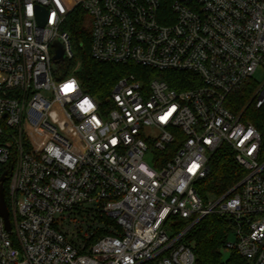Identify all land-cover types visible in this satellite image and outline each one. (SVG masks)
I'll list each match as a JSON object with an SVG mask.
<instances>
[{
    "label": "built area",
    "instance_id": "2783aa9c",
    "mask_svg": "<svg viewBox=\"0 0 264 264\" xmlns=\"http://www.w3.org/2000/svg\"><path fill=\"white\" fill-rule=\"evenodd\" d=\"M79 13L92 60L190 73V87L129 74L103 100L90 96L79 61L60 72L74 61L66 25ZM56 40L64 60L54 70ZM258 71L264 0H0V176L8 172L11 225L0 216V264H196L186 235L214 214L235 236L224 252L264 264ZM222 147L244 176L203 199L198 185Z\"/></svg>",
    "mask_w": 264,
    "mask_h": 264
},
{
    "label": "trees",
    "instance_id": "16d2710c",
    "mask_svg": "<svg viewBox=\"0 0 264 264\" xmlns=\"http://www.w3.org/2000/svg\"><path fill=\"white\" fill-rule=\"evenodd\" d=\"M66 30L69 33L71 49H75L74 60L80 62V68L75 76L82 89L98 100L108 97L116 82L124 76L134 74L142 77L158 73L132 64H101L92 60L88 17L85 14L79 13L73 16L66 25ZM73 65L74 61L67 64L66 68L69 70ZM158 75L168 82L170 88L179 91L188 89L190 87L188 82L194 80L190 73L163 72ZM237 99L241 105L245 104L250 99L247 89L243 90ZM249 113L250 122L261 128L262 122L256 112L251 110ZM11 165L12 162L3 171L9 169ZM243 176L244 171L234 162L232 152L222 147L211 158L209 174L199 183L198 192L203 199L220 197L234 187ZM3 187L7 202L8 182H5ZM184 226L185 223L179 222L180 228ZM229 233L230 226L225 218L214 214L201 219L185 238L196 256V264H243L235 252L228 253V259L224 260V246Z\"/></svg>",
    "mask_w": 264,
    "mask_h": 264
},
{
    "label": "water",
    "instance_id": "95a60500",
    "mask_svg": "<svg viewBox=\"0 0 264 264\" xmlns=\"http://www.w3.org/2000/svg\"><path fill=\"white\" fill-rule=\"evenodd\" d=\"M37 14H38V21L40 25H42L43 19L47 17V13L43 9H37ZM54 46L56 48V51H55V56L53 58L55 63L53 69L56 70V64L64 60V49L62 43L59 40L55 41ZM7 175L8 172H3L2 175L0 176V216L4 221L5 229L7 231H10L11 225L9 221V211L5 201L4 187H3V184L7 180Z\"/></svg>",
    "mask_w": 264,
    "mask_h": 264
},
{
    "label": "rangeland",
    "instance_id": "374dc122",
    "mask_svg": "<svg viewBox=\"0 0 264 264\" xmlns=\"http://www.w3.org/2000/svg\"><path fill=\"white\" fill-rule=\"evenodd\" d=\"M72 51H73V54L75 55V49L72 48ZM77 61L74 60V64H76ZM74 66V65H73ZM74 68V67H72ZM72 68H70L69 70L66 68V65H64L63 68H61L60 72L63 74L65 73H69L71 72ZM150 77H154V78H161L163 80H165L162 76L158 75V73H155V75H149ZM164 76V75H163ZM165 78H168V77H165ZM253 79L257 82V83H261L262 80H264V75L261 74V71H258L255 76L253 77ZM146 161L148 163H150V158H146ZM234 234L233 233H229V236H228V241L230 242H233L234 241ZM228 259V255L225 253V256H224V260H227Z\"/></svg>",
    "mask_w": 264,
    "mask_h": 264
},
{
    "label": "snow or ice",
    "instance_id": "6c2138e0",
    "mask_svg": "<svg viewBox=\"0 0 264 264\" xmlns=\"http://www.w3.org/2000/svg\"><path fill=\"white\" fill-rule=\"evenodd\" d=\"M71 87H72L71 85L66 86V88H71Z\"/></svg>",
    "mask_w": 264,
    "mask_h": 264
}]
</instances>
